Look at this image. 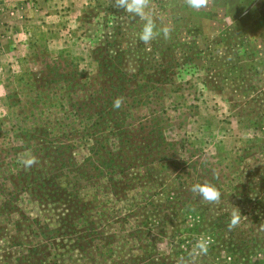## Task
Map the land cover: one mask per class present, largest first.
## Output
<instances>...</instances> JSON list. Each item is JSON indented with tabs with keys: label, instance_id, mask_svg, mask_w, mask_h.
I'll return each mask as SVG.
<instances>
[{
	"label": "rangeland",
	"instance_id": "1",
	"mask_svg": "<svg viewBox=\"0 0 264 264\" xmlns=\"http://www.w3.org/2000/svg\"><path fill=\"white\" fill-rule=\"evenodd\" d=\"M38 1L0 29V264H264V0Z\"/></svg>",
	"mask_w": 264,
	"mask_h": 264
},
{
	"label": "crops",
	"instance_id": "2",
	"mask_svg": "<svg viewBox=\"0 0 264 264\" xmlns=\"http://www.w3.org/2000/svg\"><path fill=\"white\" fill-rule=\"evenodd\" d=\"M41 6L38 0H0V29L2 27L12 28L13 25L17 29L29 23L31 21L28 20L29 17L34 15ZM3 40L15 43L8 44V49H5L4 53L0 54V89L7 78L17 70L16 58L18 56V49L22 44L18 31L9 33Z\"/></svg>",
	"mask_w": 264,
	"mask_h": 264
}]
</instances>
